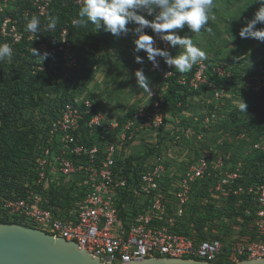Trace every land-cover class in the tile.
I'll list each match as a JSON object with an SVG mask.
<instances>
[{"label":"built area","instance_id":"2783aa9c","mask_svg":"<svg viewBox=\"0 0 264 264\" xmlns=\"http://www.w3.org/2000/svg\"><path fill=\"white\" fill-rule=\"evenodd\" d=\"M29 1L32 9L22 8L20 21L11 15L18 0H0V13H4L0 17V43H9L13 54L22 42H26L30 51L35 46L39 51H57L66 65L73 67L77 57L67 39L66 28L61 29L59 42L52 48L48 47V37L40 39L37 35L33 40V35L24 30L25 17L37 15L41 19L52 0ZM74 1L82 3V0ZM145 32L154 37L155 46L176 55L150 29ZM140 54L145 68L161 78L151 86L149 100L146 97L124 121L100 110L84 120L92 109V100L81 95L64 103L56 117L41 124L36 152L24 171L0 179L2 223H19L62 237L102 264L147 257L206 262L264 257V176L246 181L242 161L227 170L229 156L215 157L211 148H205L192 165L181 171H175L163 156L143 160L136 172L137 160L131 161L128 172L118 165V161L124 162L132 154L128 148L139 143L137 137L146 133L156 135L164 124L158 89L162 81L166 84L169 77L177 74L162 59L160 67L153 68L145 53ZM11 62L12 58L4 63ZM232 66L224 61L213 63L210 72L227 79ZM35 68L42 69L40 65ZM208 70L200 62L191 76L177 74V81L188 83L193 89L206 84L211 96L207 103L209 99L221 101L225 90L210 79L212 74ZM242 75L247 91L257 93L264 88V63L253 74ZM199 97L203 99L204 94ZM217 117L216 110H212L204 123L208 125ZM1 124L0 119V134ZM81 124L88 130L85 137ZM259 125V133L248 141L244 157L264 153V123ZM248 133L244 131L236 137L247 139L244 136ZM153 145L148 143L145 150ZM221 208L226 214L221 213ZM236 211L250 219L247 227L253 233L225 237L219 232L238 230L231 218ZM205 222L210 223L212 231Z\"/></svg>","mask_w":264,"mask_h":264},{"label":"rangeland","instance_id":"374dc122","mask_svg":"<svg viewBox=\"0 0 264 264\" xmlns=\"http://www.w3.org/2000/svg\"><path fill=\"white\" fill-rule=\"evenodd\" d=\"M214 2L215 7L208 22V27L212 29L211 33L202 31L196 35L185 27L178 30V34L191 36L193 42L207 53L208 58L204 61L211 63L227 61L237 67V72L246 76L253 74L264 63V42L253 38H241L238 33L246 21L253 18L259 4L253 0H214ZM256 28H264V24H257ZM95 35L98 39L97 48L92 50L85 47L84 51L93 52L98 58V63L94 66L91 79L79 95L95 102L100 112L119 119L129 110L133 111L140 106L147 97L138 87L134 72L142 68L149 78L150 87L155 83V73L136 62L135 56H142L140 52H134L133 41L136 37L131 32L119 37L105 31L97 32ZM172 49L175 54L179 52L177 48ZM247 93L246 88H242L236 94L228 89L224 91L222 102L209 99L210 102L207 103L208 98H211L208 94L204 95L203 99L199 96H190L184 103L169 102L164 110V128L156 135L146 133V136L137 137L136 142L139 143L132 144L128 150H131L132 154L139 155L144 152L148 143H154L155 150L146 157L142 156L140 161H152L156 156H163L172 163L175 171H181L184 167L192 165L203 149L211 148L215 157L220 154L229 156L228 159L226 158V169L230 170L233 164L238 161L243 162V159L247 158L244 156L248 141L254 138L258 131V129L251 130L253 127L251 124H249L250 129H247L248 125L241 122L243 118L244 121L254 120L256 118L254 115L241 112L240 118H233L230 113L239 96L243 97ZM212 110H216L218 117L206 125L204 119ZM27 114L31 113L27 112ZM32 116L34 119L41 118L40 114ZM237 129L241 132H237ZM244 131H249L248 135L244 136L247 139L236 137ZM147 139L149 142L146 144ZM260 168L264 173V160ZM236 207L240 211L239 205ZM221 213L226 214V211L221 208ZM231 218L238 230L234 233L226 230L219 233L225 237L232 234L244 236L253 233L251 228L247 227L250 219L241 212L236 211ZM222 223H224L223 219ZM205 226L212 231L210 223L205 222ZM224 228L226 227L220 230Z\"/></svg>","mask_w":264,"mask_h":264},{"label":"trees","instance_id":"16d2710c","mask_svg":"<svg viewBox=\"0 0 264 264\" xmlns=\"http://www.w3.org/2000/svg\"><path fill=\"white\" fill-rule=\"evenodd\" d=\"M17 8L12 12V16L17 17L20 21L21 9L31 7L30 1L18 0ZM82 4V3H81ZM81 4L75 3L74 0H52L47 13L41 17V25L46 23L49 14L59 17L56 30L44 31L43 27L37 34L40 39L49 38L48 47L52 48L59 42V33L64 27L67 29V39L71 42L77 62L73 67H68L61 54L57 51H40V53H48V57L41 61V58L33 57L30 50L26 49V42L17 45L16 51L12 56V62L5 64L0 62V179L7 176H14L22 171L29 164L32 156L37 149L39 133L41 132V124L51 118L57 116L59 108L66 102H72L84 89L92 76L94 66L98 63V58L93 52H85L84 48L88 47L92 50L97 48L98 39L95 38L97 32L103 30H95L94 26L88 24L87 27L74 26L72 21L77 18V13ZM4 13H0L2 17ZM24 30H25V23ZM35 41H33L34 43ZM37 49V47L35 46ZM175 52V51H174ZM227 62V61H224ZM204 63L209 68L210 79L214 81L224 90L230 89L234 94L244 87V76L238 71L235 65L232 66L231 74L227 79L216 76L210 72L213 63ZM40 65L42 69L35 66ZM195 69V65L191 71L186 74L191 76ZM177 74H180L177 71ZM173 75L166 80V84L161 83L158 89L157 99L160 110L164 115L167 103L183 102L190 96L207 95L210 90L206 84L201 85L197 89H193L188 83L180 84L178 76ZM156 81H160L159 74H155ZM165 86V87H164ZM242 94V93H241ZM246 103V113L254 115V120L241 121L244 125H253L251 130H256L255 137L259 133L260 123H264V88L257 93L248 91L247 95L241 97ZM129 110L120 121L126 120L135 110ZM98 111L97 104L92 101V109L84 116V120L91 117L93 113ZM29 112L31 114L26 113ZM230 113L233 118H240L241 115L236 106ZM33 114H40L39 119L32 118ZM240 116V117H239ZM165 123V120H164ZM164 125L159 127V131ZM80 130L84 135L88 134L87 128L81 124ZM158 131V132H159ZM237 132H241L237 129ZM156 148V145L149 147L139 155L131 154L124 161H118L125 172L131 170V161L137 160L135 172L140 168L142 156L150 155ZM264 153L255 152L253 155L243 159L242 173L246 181H252L256 177H263L260 165L263 163ZM140 161V162H139ZM252 170L250 171V169ZM4 222L0 219V223Z\"/></svg>","mask_w":264,"mask_h":264},{"label":"clouds","instance_id":"9594fccd","mask_svg":"<svg viewBox=\"0 0 264 264\" xmlns=\"http://www.w3.org/2000/svg\"><path fill=\"white\" fill-rule=\"evenodd\" d=\"M253 2L259 4V7L253 18L247 20L239 30L238 35L241 38L264 42V28H256L257 24H264V0ZM214 7V0H82L77 18L73 19L72 23L77 27H87L91 24L95 30H103L116 37L131 32L136 37L133 41L134 52L143 51L153 68L158 69L162 59L167 66L175 68L179 73H187L194 65L207 60L208 57L207 53L193 42L191 36H181L178 30L187 27L196 35L202 31L211 33L208 22ZM25 21V31L31 33L35 40L42 27L44 31L54 32L59 17L49 14L43 26L37 15L30 18L26 16ZM129 25L133 27L130 28ZM145 29H150L156 37L167 42L169 47L177 48L179 52L173 56L168 50L155 46L154 37L147 34ZM30 54L41 58V61L49 55L42 54L32 47ZM12 56V46L7 42L0 43V62L10 61ZM135 60L140 64L144 62L139 55L135 56ZM134 76L138 87L149 100L152 95L149 78L142 68L137 69ZM234 103L239 112L246 113L247 105L240 96Z\"/></svg>","mask_w":264,"mask_h":264},{"label":"water","instance_id":"95a60500","mask_svg":"<svg viewBox=\"0 0 264 264\" xmlns=\"http://www.w3.org/2000/svg\"><path fill=\"white\" fill-rule=\"evenodd\" d=\"M0 264H102L74 242L19 223H0ZM119 264H264V257L206 262L175 257L143 258Z\"/></svg>","mask_w":264,"mask_h":264},{"label":"crops","instance_id":"0c3cea01","mask_svg":"<svg viewBox=\"0 0 264 264\" xmlns=\"http://www.w3.org/2000/svg\"><path fill=\"white\" fill-rule=\"evenodd\" d=\"M245 236V235H244Z\"/></svg>","mask_w":264,"mask_h":264}]
</instances>
